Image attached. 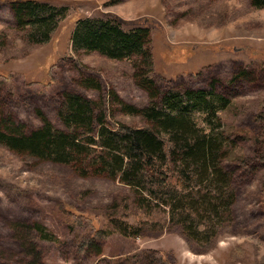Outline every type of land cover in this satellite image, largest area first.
Masks as SVG:
<instances>
[{"label": "rangeland", "instance_id": "obj_1", "mask_svg": "<svg viewBox=\"0 0 264 264\" xmlns=\"http://www.w3.org/2000/svg\"><path fill=\"white\" fill-rule=\"evenodd\" d=\"M13 5L0 0V73L9 77H0L2 131L20 123L24 132L39 127L38 112L63 128L56 109L66 92L97 101L113 122L143 126L140 110L159 103V92L211 90L225 99L217 111L230 142L220 162L235 198L208 245L171 223L162 231L141 227L137 237L121 235L111 222L137 226L135 189L0 144V264H31L29 242L45 264H264V129L257 117L264 116V6L251 0H36L33 7L52 10L43 36L35 19L18 18ZM23 5L30 3L17 7ZM104 15L118 16L126 28L148 27L152 92L131 61L72 49L75 22ZM38 226L53 238L40 237ZM96 230L101 236H93ZM91 237L89 248L81 247Z\"/></svg>", "mask_w": 264, "mask_h": 264}, {"label": "trees", "instance_id": "obj_2", "mask_svg": "<svg viewBox=\"0 0 264 264\" xmlns=\"http://www.w3.org/2000/svg\"><path fill=\"white\" fill-rule=\"evenodd\" d=\"M3 1L16 6L18 18L35 19L39 32L46 36L52 10L33 7L36 0ZM251 2L264 6V0ZM19 3L30 5L19 8ZM23 7L27 13L22 15ZM125 23L115 15L79 18L70 37L72 49L131 61L138 79L145 81L152 92L154 63L149 29L141 25L126 28ZM0 77L9 78L2 73ZM158 95L159 103L140 110L147 123L131 126L109 120L106 109L97 101L66 92L56 109L63 128L38 112L42 121L39 127L24 132L20 123L7 132L0 129V144L15 154L68 165L80 176L118 181L135 189L137 226H125L116 219L111 222L121 235L137 237L141 227L162 231L171 223L188 239L208 245L224 227L235 198L230 176L220 162L230 142L217 111L225 99L211 90L183 88L167 89ZM198 110L203 115L202 127L196 118ZM257 117L262 119L264 129V116ZM143 203L148 204V210ZM37 231L44 239L53 238L40 226ZM98 235L100 230L93 236ZM93 240L91 237L81 247L88 249ZM28 245L34 251L30 263L45 264L36 243Z\"/></svg>", "mask_w": 264, "mask_h": 264}]
</instances>
